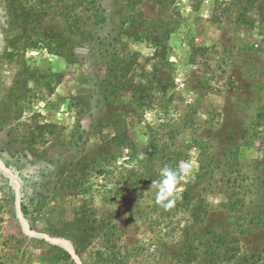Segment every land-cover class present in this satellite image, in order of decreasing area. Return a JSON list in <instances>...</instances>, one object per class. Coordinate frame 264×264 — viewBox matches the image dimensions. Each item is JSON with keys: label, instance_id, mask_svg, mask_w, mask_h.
I'll list each match as a JSON object with an SVG mask.
<instances>
[{"label": "rangeland", "instance_id": "rangeland-1", "mask_svg": "<svg viewBox=\"0 0 264 264\" xmlns=\"http://www.w3.org/2000/svg\"><path fill=\"white\" fill-rule=\"evenodd\" d=\"M39 1L0 0V264H40L38 257L44 252L36 241L42 239L64 249L74 264H92L98 246L76 251L72 238L49 234L54 227L69 225L70 229L77 219L89 228L95 226L94 219L111 220L118 227L120 244L136 249L130 264H177V256L190 239L207 229L226 228L229 217L227 210L216 206L222 198L218 189L225 184L224 173L214 171L197 180L198 150L186 149L193 137L222 162L230 157L228 148L241 146L238 163L245 173L243 185L247 193L241 208L243 232L235 229L243 244L236 262L263 264V257L258 256L264 251V142L252 134L255 115L264 105V45H260L264 42V19L256 11L264 0H259L255 10L246 15V23L235 20L246 0H224L226 4L222 3L216 17L211 12L222 0H202L196 12L191 8L196 0H176L175 4L167 0H132L133 9L127 0H97L106 21L90 22L95 36L90 43L63 33L62 19L53 9L40 27L54 29L64 40L69 39L66 56L73 64L24 47L20 36L34 25L26 14L31 13L30 2ZM128 13L134 14L138 22L143 18L170 31L175 29L164 48L167 60L175 64L173 71L160 63L154 47L135 43L133 36L139 26L130 34L125 31L127 25L122 24ZM132 52L138 54L135 81L117 96H104L101 85L107 78L106 67L116 55ZM156 64L161 66L157 70L159 78L168 84L170 77L177 87L174 103L169 106V123H174L179 133L175 134L171 150L175 148L188 156L179 161L174 171L179 173L181 162L190 165L176 187L173 215L163 219L160 213L152 212L151 205L146 206L159 191L158 182L162 186V169L157 161L150 162L157 183L150 193H143V199L129 186L121 185L117 187L119 195L114 197L110 192H115L116 186H112L116 179L108 172L123 159L110 167L118 153L106 141L115 123L128 124L124 128L137 136L142 152L149 138L142 132L148 134V126L164 138L167 135L157 126L160 117L155 92L150 99L153 107L146 108L144 115L131 105L142 90L139 80L143 73L151 77ZM34 66H51L57 72L55 91L47 103L28 91L34 87L30 79ZM212 70L216 77L210 81L214 90L209 92L199 82L213 77ZM74 97L84 105L81 116L67 109L68 100ZM191 104L197 114L183 124L184 115H193ZM202 106L209 112L216 111L212 122L201 111ZM153 151L150 155L155 157ZM67 180L70 183L65 184ZM86 189L84 196L79 195ZM108 190L111 191L107 193ZM39 201L45 208L40 212ZM193 201L205 206L207 213L188 211ZM90 202L94 216L82 211ZM22 207L27 214H23ZM260 221L263 225H258ZM198 247L195 264H215L209 246Z\"/></svg>", "mask_w": 264, "mask_h": 264}, {"label": "trees", "instance_id": "trees-1", "mask_svg": "<svg viewBox=\"0 0 264 264\" xmlns=\"http://www.w3.org/2000/svg\"><path fill=\"white\" fill-rule=\"evenodd\" d=\"M53 1L54 0H40L38 4L36 2H30L31 13L26 14V18L31 21V24L34 23V25L29 32L23 31V35L20 36V39L24 42V47L31 50L32 52L45 54L47 58H60L67 63L73 64L74 62L70 61V59H68L66 56L69 39L64 40L63 35L54 31V29L40 27L44 23L45 16H47L48 13L53 9H57L56 13L59 17H61L63 22L64 32H62L68 34L69 37H77L82 41L90 43L95 40L94 33L89 28L91 25L90 22L104 24L106 21V18L103 14V8L97 0ZM127 1L129 3V7H131L130 9H133L135 4H133L132 0ZM167 1H169L171 4H175L176 0ZM188 1L191 2V0ZM246 1L247 4L236 14L235 20L237 23H246V15L255 10V5L257 2H259V0ZM222 3L223 5L226 4L224 0H222L211 12L213 17H216V12L218 9H221ZM201 4L202 0H196L193 4H191L192 10L196 12ZM258 5L259 6L256 11L260 12L261 19H264V5L260 3ZM176 14H178V11ZM124 24L127 25L125 27V31L129 34L132 30H135L139 26V30H137L135 36H133L135 43H146L147 45L154 47L156 50V55L158 58H160V63L167 65L170 69L172 68L171 71H173L175 64L167 60L164 53V48L165 40L169 39L170 33L175 31V29L170 31L169 29H165L162 25L158 26L153 21H148L143 18H140V21L138 22L135 15L129 13L125 17L122 25ZM260 45H264V42ZM137 61L138 54H136V52L128 53L126 55H116L113 58L109 66L106 67L107 78L102 80L104 84L101 85V88H103L102 90L104 96H117L118 92L124 89L125 86H130L131 83L135 81L136 75L134 69L136 67L135 65ZM160 67L161 66L158 64L155 65L156 70L151 73V77L147 72L143 73V79L140 78L139 80V85L142 90L134 99V101L131 102V105L138 109L141 112V115H144L143 112L146 110V108L150 109L153 107V103L156 102L158 104L156 112L157 115H159L158 117H160L158 119L157 126L159 127L160 131H166L167 135L164 138L161 133L155 132L153 128L148 126L146 129V131L149 130V132H147L148 134H144L142 132L143 137H149L147 140L146 150L142 152L141 148L143 147H140L137 136L131 134L129 129L124 128L128 124H112L114 130L112 134L108 136L106 141L107 144L117 151L118 156H114V166L110 167L114 168L116 166V161L118 159H123V162L119 166L114 168L111 172H108L109 175H112L113 173L112 177L114 176L116 179V182L113 183L112 186H116L113 189L115 192L112 193L111 190H108L107 192L109 193L111 191L110 194H113L112 196L114 197L119 195L120 192L117 189L119 188L118 185H121L129 186L132 188L131 191L134 192V194L140 193L139 197L143 199V193H150L151 189L156 185V183H154V181L156 182V172L154 171V166L150 162L156 160V164L159 165L160 169L168 167L174 170L177 167L179 161L185 159L188 156V154H185L182 151H176L175 148L174 150H171L172 145H174L173 142L176 140L175 134L177 135L179 133V130L176 129L174 123L171 125L169 123L171 120L169 106L174 103L177 87L175 86L174 80L170 77L168 78V84L165 83L166 80L159 78L157 70H161ZM212 76L213 77L202 79L199 82L202 87L208 88L209 92L214 90V88L210 86V81L216 77V71L212 70ZM56 77L57 72H55L51 66H47L42 69L40 67L37 68L34 66L30 70V79L33 80L34 87L32 90L28 91L30 93H34L33 95H39V100L43 103H47L50 97L54 94V84L56 82ZM196 90L200 91L197 88ZM153 92H155L156 96L154 97V102H150L152 100ZM83 106L84 105L82 104L81 100L78 99V97H74L68 100L67 109L70 111L74 109L77 111L76 115L81 116L84 113ZM189 108L193 109V115L191 113L190 116L188 114L184 115L185 120H183V124L187 123L189 118L195 117V114H197L194 104L189 105ZM200 109L204 114L208 115L209 122L214 120L216 114L215 110L209 112L205 106H202ZM178 110L179 115H182L180 114L181 108H178ZM208 121H205V123H209ZM192 123L193 121L191 124ZM253 130V138L260 139L262 140L261 142H264V105L255 115L253 121ZM92 131L94 133L96 129L93 127ZM87 132L91 133L90 130ZM42 136L43 134L41 133V137ZM92 137H94V134ZM104 137L106 138L107 136ZM240 147L241 146L237 145L233 149L228 148L229 150H226V152L229 153L230 157L224 159L222 162L220 159H215L211 152L208 151L209 148L197 138L193 137L192 140L188 142L186 146L188 151L191 149L198 150L197 164L199 167L196 174L198 181H200L202 177L205 176V174H213L214 171L224 173L225 184L223 186L221 185V187L225 189V193L223 192V189H218V194H221L222 198L218 204H216V206L219 209L225 211L227 210L229 212V217L226 223V228L221 230H217L216 228L207 229L202 235L197 236L196 239H190L189 243L186 245L187 248L177 256V264H195L199 257L198 246L204 245L209 246V255L213 258V260H215V264H238L236 261L239 258V254L241 252L240 246H243V244L241 240L236 237L235 229H240V232H243L245 223L243 224V211L241 208H244L245 206L244 202L247 193V186L243 185L245 173L240 171V166L238 163L241 152ZM151 149H155V151L151 152L156 154L155 157L150 155ZM234 168L236 169L234 170ZM84 173V170H82V174ZM64 183L66 184L70 182L67 180ZM83 191L84 192L79 195L84 196V193H86L88 189ZM88 205L90 206H88V208L83 207L82 211L87 215L94 216L92 202H90ZM149 205H151L150 209L153 213H160L159 215L162 216V219L163 216L169 218L171 215H173L172 208H165L162 204L156 203V196L153 197L150 203L146 206L149 207ZM199 205L200 203L193 201L191 206L188 207V211H190L192 214H194L195 210L207 213L208 210L204 209L205 206ZM213 205L215 206V204ZM22 208L23 214H27V209L25 207ZM44 209L43 203L39 201L37 204V210L40 212ZM93 222L95 223V226L89 228L82 226L81 220L77 219L73 222V225L70 226V229L68 227L69 225H66L65 228L61 229L54 227L50 228V231L53 232L48 233L52 237L56 238H72L73 243L76 246V251H79V249L85 250L91 245L98 246L94 252V260L92 264H130V259L135 255L134 253L136 252V249L125 248L123 246L126 245L120 244V239H118L119 234H117L118 227L112 223L111 220L107 222L103 219H94ZM258 225L263 224L260 221ZM73 226H76V228H72ZM36 242L41 245L39 249L43 248L44 252L38 257L40 264H74L72 261H70V256L64 249L52 244H48L43 239ZM262 253L258 257H263L262 259L264 264V251ZM136 264H138V262H136Z\"/></svg>", "mask_w": 264, "mask_h": 264}, {"label": "clouds", "instance_id": "clouds-1", "mask_svg": "<svg viewBox=\"0 0 264 264\" xmlns=\"http://www.w3.org/2000/svg\"><path fill=\"white\" fill-rule=\"evenodd\" d=\"M190 165L187 162H181L179 165V173L177 171L172 170L171 168L164 167L161 170V175L163 177L162 186L159 185V191L156 193V203L162 204L165 208L173 207L175 200H174V193L176 187L183 178L184 173L187 172ZM154 183H157L154 181Z\"/></svg>", "mask_w": 264, "mask_h": 264}]
</instances>
